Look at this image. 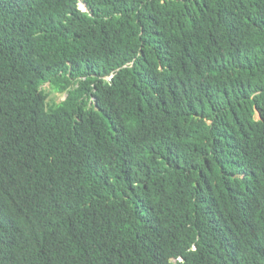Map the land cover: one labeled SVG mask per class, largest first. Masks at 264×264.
<instances>
[{"label": "trees", "instance_id": "1", "mask_svg": "<svg viewBox=\"0 0 264 264\" xmlns=\"http://www.w3.org/2000/svg\"><path fill=\"white\" fill-rule=\"evenodd\" d=\"M0 264H264V0H0Z\"/></svg>", "mask_w": 264, "mask_h": 264}, {"label": "rangeland", "instance_id": "2", "mask_svg": "<svg viewBox=\"0 0 264 264\" xmlns=\"http://www.w3.org/2000/svg\"><path fill=\"white\" fill-rule=\"evenodd\" d=\"M43 89L48 95L47 102L50 104L60 103L66 98V94L59 93L56 90L52 89L49 83H46L45 85H43Z\"/></svg>", "mask_w": 264, "mask_h": 264}]
</instances>
